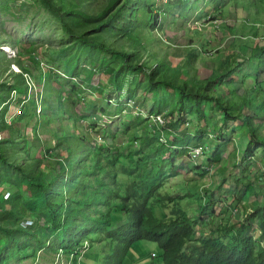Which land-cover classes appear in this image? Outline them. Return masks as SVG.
I'll list each match as a JSON object with an SVG mask.
<instances>
[{
	"label": "trees",
	"instance_id": "1",
	"mask_svg": "<svg viewBox=\"0 0 264 264\" xmlns=\"http://www.w3.org/2000/svg\"><path fill=\"white\" fill-rule=\"evenodd\" d=\"M35 1L44 8L43 13L53 16L55 24L60 25L57 31L66 36L63 51L91 52L92 59L103 64L121 59L112 76L114 82L136 103L132 91L141 90L138 111H146L143 106L147 99L158 105L157 113L162 114L160 109L166 107L163 114L168 132L165 134L156 128L154 134L150 133L143 121L144 113L121 119L119 130L104 121L101 132V113L109 111L101 108L98 113L95 110L89 122L98 133L92 138L81 120L89 113H81L77 118L73 94L79 103L84 101L81 84L89 85L94 71L89 69L84 82L75 81L71 88L60 86L56 107L61 134L53 145L28 161L18 154L16 136L10 141L0 138V180L13 186L9 190L11 198L0 196L3 233L0 235L4 238L0 244V264L20 262L29 256L40 258L38 249L58 252L59 264L63 259L69 260L66 264H125L130 249L142 245L145 239L155 240L161 251H151V258L143 264H264V243L253 232L258 228L264 239V38H259L264 29L247 30L253 21L259 25L264 22L257 18L260 13L264 15L260 10H264V0H203L207 3L203 17L219 19V23L210 24L222 30L221 40L229 38L228 45L232 48L201 78L187 66L198 58L199 50L195 46L188 49L186 59L177 65L153 48L152 29L161 24L159 14L151 6L153 1L101 0L95 10L90 7L97 0ZM170 1L173 8L174 1ZM199 1L179 0L173 23L182 22L184 12L193 10L188 17L195 16L197 9L193 6ZM227 4H236L234 13L245 18L241 23L228 22L222 17L230 11ZM251 6L257 13H251ZM216 14L221 18H216ZM194 33L198 34L196 30ZM249 34L253 36H244ZM190 39H183L184 43ZM79 61L80 58L71 56L64 60V65L68 71H74ZM125 82L129 83L126 88ZM243 82L247 85L244 88ZM103 86L91 84L99 92H104ZM162 88L167 91V98H163ZM207 104H210L208 110ZM85 107L88 110L87 104ZM215 107L221 113L213 112ZM114 108L109 115L126 109L119 104ZM185 108L197 113L209 125L212 120L213 126L218 127L219 119L222 120L216 134L223 139L231 129L228 119L243 118L249 133L244 150L232 160V167L239 170L235 172V180L240 188L231 196V202L222 193V184L206 188L203 201L197 202V214H190L183 207L184 195H173L166 188L168 177L180 173L178 155L188 148L191 138L199 135L169 136L171 127L181 118L175 116L176 111ZM54 110V105H50L47 114L50 119ZM65 117L73 118L75 125L63 124ZM5 122L2 120L1 124ZM152 125L162 127L163 124ZM205 128L206 124L200 125L198 133L206 132ZM125 137L127 140L122 142ZM149 147L156 150L149 151ZM202 153L208 155L205 157L208 162H219L221 153L212 141ZM50 157L55 159V164L50 163ZM202 166L207 165L202 163ZM255 169L257 174L249 179L247 173ZM219 199L225 201L221 219L216 223L212 220L213 225L205 236L195 235L199 220L209 208L213 209L209 215L213 214ZM244 200L247 205L243 208L237 203ZM153 202L167 209L165 215L154 214Z\"/></svg>",
	"mask_w": 264,
	"mask_h": 264
},
{
	"label": "rangeland",
	"instance_id": "2",
	"mask_svg": "<svg viewBox=\"0 0 264 264\" xmlns=\"http://www.w3.org/2000/svg\"><path fill=\"white\" fill-rule=\"evenodd\" d=\"M148 1L150 3L153 1L151 6L153 5L155 7V11L159 14L161 21V24L152 29L154 36L152 40L155 41L153 48L157 50L159 55L166 54L167 60L170 63L175 65L181 64L182 60L184 58L186 59L188 49L190 47H196L199 50L198 58L196 57L197 60L187 66L192 68L191 72L193 74L201 78L207 76L211 72L212 67L217 63L216 60L224 57L227 53L226 51L232 48V46L228 45L229 38L225 41L221 40L222 30L217 27L214 29L210 24L211 22L219 23V19L212 20L209 17L211 20H207L203 17V12L207 6L205 1L200 0L199 3L195 4V7L193 6L194 10L195 8L197 9L195 16L188 17V14L193 13V10L188 12V14L184 12L185 17H183L180 23L179 21L173 23V16L177 14L176 9L179 7V0H173L175 4H173V8L172 1L170 0ZM186 1L184 0V2ZM211 1L214 2L215 0ZM101 3V0H97L93 5L91 4L92 7L90 8L95 10L100 7ZM167 3L169 4L168 6H166ZM39 4L41 3L39 2ZM226 6H228L227 10L230 11L229 13L222 14V17H225L228 22L237 23L241 19H245L244 17H237L234 13L236 4H227ZM251 9V13H257L254 12L256 10L255 7ZM260 10L264 11L263 8ZM43 11L44 8L38 5L35 0H0V138H8L10 141L11 138H15L16 136L19 145L17 151L19 155H22V160L25 156L29 161L33 156L42 154L44 149L54 144V141L56 142L57 137L61 134L59 127L60 118L57 114L59 111L57 109L58 107H56L59 88L60 86H64L68 89L71 88L75 81L84 82L85 75L89 69L94 71L91 83L89 85L86 82H84L85 84H81L84 87V101L79 103L80 100L73 94L77 102L73 109L74 112H77L75 113L77 118H79V114L81 113H89V115L81 120L87 126V130L91 133L92 138L98 135V133H95L92 124L89 123L94 118L92 116L95 114V110L96 113L100 112L101 108H108L107 110L114 111V106L118 104L124 105L126 109L112 116L109 115V111H103L101 113L103 117L102 126L99 127L101 132L104 129V121H109L112 124L111 128L119 130L121 119H130L135 115L144 113L143 121L147 124L146 127L150 133L154 134V130L158 128L161 132L163 131L167 134L168 131L163 114L165 113L166 107L160 109L163 115L157 113L158 105L156 106L152 100L147 99L145 106H143V109L146 111H138L137 105L141 102L140 96L143 94L141 90L135 89L132 91L133 97L135 96L134 98L138 102L136 103L130 99L131 95L127 94L125 89H120L121 86L118 85L119 83L114 82L115 80L112 76L121 59H115L103 64L102 62H98V60L92 59L93 53L91 52H75L72 49L63 51L62 44L66 41V36L61 35L62 33L57 31L60 25L55 24V18L53 16H47ZM139 14L141 13L139 12ZM219 14L215 15L216 18H221ZM229 14L231 15L227 18ZM235 16L236 19H234ZM257 18L260 21H264V15L262 13ZM260 25L257 21H253L248 24L249 27L247 30L261 32L264 29V22ZM236 29L235 27L234 30ZM195 30L198 34L194 33ZM247 33L249 32L247 31ZM244 36L246 38L252 37L253 34ZM189 37H191L190 41L184 43L183 39ZM206 38L209 40H205ZM259 38H264V33ZM190 42L192 45H190ZM71 56L72 58H80V61L77 62L78 69L74 71H68L66 65H64L66 63V61L64 63V60L71 58ZM23 66H27V68H23ZM25 70L28 72L26 75L23 74ZM249 81H252V79L249 78ZM91 84L95 86L104 85L102 88L104 92L102 90L101 92L97 91L91 87ZM128 84V82H125L123 86H128ZM245 86L247 85L243 82V88ZM162 91L164 93L163 98H167V91L164 88H162ZM65 104L67 106L69 105V99ZM86 104L88 105V110L86 107L84 108ZM50 105H54L56 109V111L54 110V115H52L53 119L47 116ZM209 106L210 104H207L206 110H208ZM214 109L215 111L213 112L221 113L218 107ZM175 116H178V118L181 116V118L176 121V126L171 127L169 136L175 137L183 133L199 135L191 138L188 148H184V152L178 155L176 160L178 168H180V173L176 176L168 177L166 188L173 195L182 194L185 196L181 204L190 214H197V210L195 209L198 205L197 202L201 199L203 201L206 188H212L218 184H222L221 191L227 196L228 202H231V196L240 188L235 180V172L239 170H236L235 166L232 167V160L244 150L245 144L249 139L246 121L241 117L233 120L228 119L227 123L231 129L228 131L225 139H223L222 136L216 134V130H220L219 127L222 125V120L220 119L218 127L213 126L212 120L211 125H209L197 113L187 108L179 110L178 112L176 111ZM2 120L6 121L4 125L1 124ZM64 120H66V123H63L65 125H75L73 118L65 117ZM115 122L119 124H113ZM152 124L165 125L164 127L163 125L159 127ZM203 124H206V132L198 133L199 126ZM206 134L213 135L210 137ZM121 140L125 142L127 137L124 138V141L123 139ZM210 141H212L214 146L219 147V152L221 153L219 162L215 164H212L210 160L209 162L205 160V157L208 155L202 153ZM4 142L7 143V141ZM9 148L11 147L9 146ZM25 150L27 154L24 152ZM147 150L154 152L156 148L149 147ZM262 156H264V152ZM49 161L52 165L55 164L54 158L50 157ZM202 163L207 166H202ZM197 165L200 167L197 168ZM257 172L258 169L249 171L247 173L248 178L252 179ZM12 187V183L4 184L0 180V196L8 199L10 195H5V193L9 190L12 191ZM252 193V191L249 192V197ZM245 202L246 200L237 204L243 205L244 208L247 205ZM224 204V199H219L217 207L214 204V211L211 215L209 213L213 209H207L203 215L204 217L202 216V219L196 225L195 235L205 236L210 231V225H213L212 220L213 223H216L217 220L221 219L224 213L221 206ZM152 209L158 217L165 215L167 210L159 202H153ZM219 212L221 213L218 216L217 213ZM253 232L264 243L259 229L256 228ZM0 234H3L1 229ZM3 243L4 238L0 235V244ZM151 251L159 253L161 248L155 240L145 239L142 245H135L130 249L125 264H143L151 258ZM52 252L54 251L38 249L39 255L41 254L40 258L29 256L20 262H12L11 264H59V253ZM147 253L148 255H146ZM67 262H69L68 259L62 260V264H66Z\"/></svg>",
	"mask_w": 264,
	"mask_h": 264
},
{
	"label": "bare ground",
	"instance_id": "3",
	"mask_svg": "<svg viewBox=\"0 0 264 264\" xmlns=\"http://www.w3.org/2000/svg\"><path fill=\"white\" fill-rule=\"evenodd\" d=\"M23 74H24V75L28 74L27 70H25V71L23 72ZM109 99H110V98H109ZM109 102H110V101H109ZM5 195H10V191H7V192L5 193Z\"/></svg>",
	"mask_w": 264,
	"mask_h": 264
}]
</instances>
